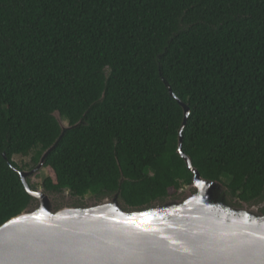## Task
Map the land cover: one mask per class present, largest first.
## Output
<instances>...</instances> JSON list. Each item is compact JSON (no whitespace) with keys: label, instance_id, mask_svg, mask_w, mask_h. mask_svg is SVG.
<instances>
[{"label":"trees","instance_id":"trees-1","mask_svg":"<svg viewBox=\"0 0 264 264\" xmlns=\"http://www.w3.org/2000/svg\"><path fill=\"white\" fill-rule=\"evenodd\" d=\"M178 100L193 166L264 213V0H0V227L30 206L14 158L38 166L56 112L72 128L46 193L179 199L194 174Z\"/></svg>","mask_w":264,"mask_h":264},{"label":"water","instance_id":"water-1","mask_svg":"<svg viewBox=\"0 0 264 264\" xmlns=\"http://www.w3.org/2000/svg\"><path fill=\"white\" fill-rule=\"evenodd\" d=\"M178 101L185 112L179 153L194 178L179 199L144 210L124 209L118 195L57 208L53 195L31 187L29 178L72 128L56 112L60 139L33 170L18 171L32 201L0 227V264H264V213L248 203L231 206L226 187L193 166L183 151L190 109Z\"/></svg>","mask_w":264,"mask_h":264},{"label":"rangeland","instance_id":"rangeland-1","mask_svg":"<svg viewBox=\"0 0 264 264\" xmlns=\"http://www.w3.org/2000/svg\"><path fill=\"white\" fill-rule=\"evenodd\" d=\"M64 124H65V126H69L68 122L65 121V120H64ZM36 155H37V151H34V152L31 153V155L29 157H26V158H24V157H15L14 158V162H16L20 166V168H24L25 171H31V170H33L36 167V164L34 162V158H35ZM48 175H50V172L47 169L43 168L42 170L38 171L36 174L31 176L30 180H32V183L37 187L36 189L44 190L43 182H44L45 178L48 177ZM183 191L181 192L182 195H184ZM53 196H54L53 200H54L55 206H57L56 205V202H57V203H59V206H61V207H83V206H86V204H87V202H88V200L90 198L89 196L86 197L85 199L73 198L69 191L64 192L62 194L53 195ZM227 196H228V194H227ZM230 205L231 206H235V207H241L242 206V205L237 206L238 202L234 203V199H232ZM34 206H36V204H34ZM260 207H262V205L261 206H256V208L259 211H261Z\"/></svg>","mask_w":264,"mask_h":264}]
</instances>
